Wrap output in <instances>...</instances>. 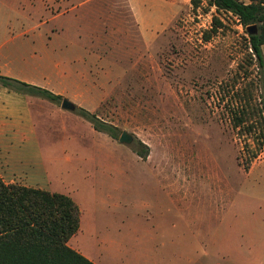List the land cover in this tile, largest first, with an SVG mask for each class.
Wrapping results in <instances>:
<instances>
[{"label": "rangeland", "instance_id": "obj_1", "mask_svg": "<svg viewBox=\"0 0 264 264\" xmlns=\"http://www.w3.org/2000/svg\"><path fill=\"white\" fill-rule=\"evenodd\" d=\"M175 1L183 6L156 43L123 48L115 34L105 41L114 22L135 38L122 4L123 16L114 21L104 0L57 19L44 0H0L1 56L61 96L57 102L30 96V107L51 185L81 208L75 242L95 264H137V229L151 249L158 218L193 223L191 236L178 230L173 237L176 250L192 255L161 257V264H220V235L233 239L230 223L260 215L263 206L257 201L263 191L254 186L258 169L251 177L244 170L254 136L235 129L232 118L241 106L249 109L242 96L251 92L250 106L259 104L248 34L204 1L197 7ZM214 18L222 22L215 33L199 28ZM94 53L114 64H92ZM64 98L115 126L117 139L95 131L77 110L63 111ZM123 131L130 144L118 142Z\"/></svg>", "mask_w": 264, "mask_h": 264}, {"label": "crops", "instance_id": "obj_2", "mask_svg": "<svg viewBox=\"0 0 264 264\" xmlns=\"http://www.w3.org/2000/svg\"><path fill=\"white\" fill-rule=\"evenodd\" d=\"M94 1L96 0H44L42 6L46 11H51L53 18L57 19L69 15L78 7L88 6ZM104 1L106 4L103 3L101 7L108 5L111 19L115 21V19L123 16L120 9V4H122L126 10L127 18L133 24V30H135L134 39L137 41L131 39V35L128 32H124L120 25L115 22L111 26L110 37L105 39L106 43L111 42L112 36L115 34L118 37L116 45L122 42L120 45L123 48H127L129 42L139 48L156 43L183 6V4L175 0ZM241 1L246 4L249 3V0ZM64 32L65 29L62 26H59L56 30L57 34H63ZM93 39L96 40L95 37ZM262 52L264 55V46L262 47ZM101 57L94 53V55H90L89 60L92 64H97L98 61L110 66L114 64L111 61H102ZM136 57L135 64H138L139 59L138 56ZM119 62L121 63L122 61ZM11 65L12 62L9 60V56L4 55L2 57L0 53V76L37 86L34 80H28L27 77L19 72L21 70L13 69ZM109 71V75H111L113 70L111 71L110 69ZM81 74L82 72L79 71L78 76ZM41 86L37 87L42 88ZM30 102L31 99L29 97L9 91L0 85V178L6 185L16 184L31 189L57 193L48 177ZM256 169H258V174L254 180V186L257 190L263 191V195L260 198L257 197V201H261L263 205L259 208V211H261L260 215L234 219L233 223H230L235 226L234 229L236 230L233 234V239L220 235V264H264V148L263 152L250 165L246 172V177H251ZM67 196L76 203L69 194ZM79 209L81 210L80 207ZM187 221L169 220L166 218L156 219L152 224L153 247L151 249H146L145 232H143V229L138 228L137 264H146V262L149 264H161L160 258L165 256H191L192 252L190 250H176V239L173 238L177 235L178 230H180L182 236L192 235V233H188L187 226L190 227L193 223H190L189 220ZM224 224L225 222L220 220V225ZM80 231L81 216L79 230L70 238L67 245L95 264L90 252L75 242ZM94 235H96L95 230L92 231V236ZM208 254L206 253V255ZM142 261L143 263H141Z\"/></svg>", "mask_w": 264, "mask_h": 264}, {"label": "trees", "instance_id": "obj_3", "mask_svg": "<svg viewBox=\"0 0 264 264\" xmlns=\"http://www.w3.org/2000/svg\"><path fill=\"white\" fill-rule=\"evenodd\" d=\"M202 1L207 7L215 8L217 13L231 14L245 31L249 26L257 28L255 35L246 33L250 51L247 61L256 66L259 75V104L250 106V92L241 98L249 109L241 106L232 117L235 129L254 136V147L244 166L247 171L264 148V0H249L247 4L241 0H191V3L197 7ZM218 26L221 27L222 22L214 18L211 33H215ZM209 37V34L205 36L206 41ZM0 85L27 97L53 102L61 99L46 89L4 76H0ZM77 111L95 131L117 139L119 131L115 126L100 122L82 108ZM249 118L256 122L243 126ZM147 155L146 150L139 153L142 159ZM80 216L79 206L67 195L16 184L6 185L0 178V264H93L67 245L79 230Z\"/></svg>", "mask_w": 264, "mask_h": 264}, {"label": "water", "instance_id": "obj_4", "mask_svg": "<svg viewBox=\"0 0 264 264\" xmlns=\"http://www.w3.org/2000/svg\"><path fill=\"white\" fill-rule=\"evenodd\" d=\"M246 31L249 35L257 34L256 26H249L246 28ZM60 107L63 111H67V112H75L77 110V107L66 98L62 100ZM132 140L133 138L130 135H128L127 132L123 131L119 137L118 142L120 144H130Z\"/></svg>", "mask_w": 264, "mask_h": 264}, {"label": "built area", "instance_id": "obj_5", "mask_svg": "<svg viewBox=\"0 0 264 264\" xmlns=\"http://www.w3.org/2000/svg\"><path fill=\"white\" fill-rule=\"evenodd\" d=\"M206 26H208L211 29L213 26V22L210 20L207 24H200L199 28L202 29L205 28ZM209 28H205V29H209Z\"/></svg>", "mask_w": 264, "mask_h": 264}]
</instances>
